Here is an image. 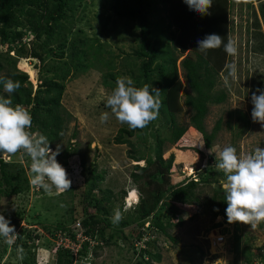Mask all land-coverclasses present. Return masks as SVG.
Here are the masks:
<instances>
[{"label": "rangeland", "instance_id": "rangeland-1", "mask_svg": "<svg viewBox=\"0 0 264 264\" xmlns=\"http://www.w3.org/2000/svg\"><path fill=\"white\" fill-rule=\"evenodd\" d=\"M67 3L69 10L65 24L66 28L71 30L69 36H88L100 43L103 46L102 54L95 52L94 42H91L88 48L91 60L106 58L112 61V72L121 77H130L126 61L131 59L132 50L138 44L135 39L138 23L117 17L112 9L113 0H67ZM230 3L229 38L236 42L238 51L235 56L228 55V64L234 63L237 66V77L232 79L224 69L218 76L215 89L223 90L226 99L221 103L209 104L204 120L206 131L211 132L220 119V129L216 132L211 146L207 148L201 134L189 125L192 111L183 105L184 93L189 91V88L183 78L180 61L190 52L181 55L176 61V72L181 80L178 100L182 105L176 119L178 124L187 127L186 132L177 142L171 144L167 140L170 137V128L162 123L159 114L160 116L150 123L147 131L142 130L129 137L135 149L141 154L153 156L156 135L152 134H158L164 140L162 157L170 162L171 182L179 183V187H187L192 180L197 181L195 195L203 202V206H199L193 198L186 200L191 204L185 202L182 206L177 203L182 210L177 216L181 217L183 223L168 229V232L177 238L176 241L158 239L154 244L145 246L143 241L147 235L142 237L140 245L137 246L147 248L151 253L160 254L159 261L149 259L145 254L146 260L148 258L150 261L147 263L138 253L133 252L130 241L117 240L108 246L103 245L94 250L95 252L88 250L86 258L90 264H264V222L256 229H252L249 224L228 223L227 216L213 217L209 208H205L207 204L210 207H223L222 204L226 202V193L221 184V180L226 178L222 172L216 170L215 153H210V150L230 144L236 147L238 154H247L258 146L264 147V126L259 122H253L251 118L253 90L250 86V77L255 66L251 52L250 26L252 9H257V3L254 0H230ZM156 20L157 16H153L152 21ZM156 28H165V25L160 24ZM41 40L25 31L21 35V41L10 39L9 42L0 43V53H7L17 60L18 72H27L33 91L39 88L40 83L39 80L36 81L35 63L40 71L39 77L45 73L46 66L58 65L68 60L67 52L63 51L61 54L55 45L47 53L42 48H37ZM19 47L26 51L34 48L41 57L35 58V62L30 58H24L25 55L23 56ZM106 70L100 63L83 73L69 77L64 82V93L60 101V112L65 123L64 132L60 143H53L51 148L55 151L58 145L60 147L56 159L67 171L71 180L70 189L59 195L55 190L49 194L43 189H37L29 181L30 160L26 154L18 152L15 155L8 153L2 155L4 161H14L24 167L28 190L17 196L0 195V213L10 221L17 234L21 227L27 228L31 233L32 238L27 240L23 247L24 254L28 256L23 259L34 258V264H55L56 255L52 247L54 238L51 234L55 231L62 233L56 226L63 220L72 229L68 220L70 215L76 218L75 220L82 217L80 201L84 197L86 183L92 180L94 173L102 175L99 188L94 191L97 197L101 196L100 191L104 189H110L113 193L126 191L123 200L116 201L113 210L123 201L125 210L135 204L140 197L131 183V172L134 171V164L144 165L145 162L144 160L137 162L128 157V152L132 148L129 144H117L114 141L118 130L126 124L118 122L105 105V96L112 90L102 84V75ZM4 72L5 70L0 72V75ZM31 106L28 108L31 109ZM103 112L109 113V119L105 123L100 121ZM240 114L246 115V126L238 120L237 116ZM202 144L203 147L200 146ZM66 151L68 156L65 157ZM205 176L211 179L210 183H202L201 178ZM217 189H220L219 198L215 195ZM196 204L199 207L198 211L190 213L197 214L194 218L189 217L188 206H194L193 209H196ZM87 210L95 211L91 208ZM14 220L19 223H14ZM130 229L131 227L126 228L125 232L129 233ZM94 243L96 242L92 241V244ZM247 259L251 260L250 263ZM21 263L16 248L7 245L0 237V264Z\"/></svg>", "mask_w": 264, "mask_h": 264}, {"label": "trees", "instance_id": "trees-1", "mask_svg": "<svg viewBox=\"0 0 264 264\" xmlns=\"http://www.w3.org/2000/svg\"><path fill=\"white\" fill-rule=\"evenodd\" d=\"M255 1L257 9H252L250 26L251 52L255 66L250 77L252 93L257 89H264V0ZM230 6V0H213L208 10L210 15H201L191 10L184 0H113L112 9L117 17L138 23L136 25L138 33H135L138 44L132 50L131 59L124 61L128 64L129 76L136 86L147 83L160 89L162 101L159 109L160 120H163L162 123L170 128V137L167 140L171 144L177 142L187 130V127L178 124L176 119L182 107L178 100L181 80L176 72V61L186 52L190 53L181 59L180 66L189 88V91L184 93L183 100V105L192 111L189 125L201 134L207 148L211 146L216 132L220 129L219 119L212 131L207 132L204 120L209 104L221 103L226 99L225 92L216 90L215 85L222 70H226L228 54L223 46L210 49L207 54L202 53L197 48V41L208 34L215 33L221 35L227 43L231 31L228 24ZM67 10H69L67 0H0V43L9 42L10 39L21 41V35L26 31L37 39H42L37 48H42L46 53L50 52L54 45L61 54L63 51L67 52L68 60H61L62 62L58 65L46 66L45 73L39 76L40 79L38 77L40 71L35 66L36 63L34 64V68L37 69L36 81H40L39 88L35 91L27 72H18L17 60L7 53H0V72L5 70L1 75L10 76L21 83V87L10 97L3 91V85L0 84V95L10 98L13 105L22 104L30 111L32 116L30 131H38L45 135L50 147L53 143H60L64 132L65 123L64 116L60 112V101L64 93V82L69 77L83 73L100 63L107 69L102 75L103 85L113 89L117 77H121L111 71L112 61L106 58L91 60L88 53L91 42H94L95 52L102 54L103 46L100 43L88 36H69L71 30L69 31L65 24ZM153 16H157V22L152 21ZM160 24L165 25V28H156ZM19 50L22 51L23 56L25 55L24 58H30L33 61L41 57L34 48L26 51L23 47H19ZM30 105H32L31 109L28 108ZM237 117L246 126V115L240 114ZM149 125L143 129L131 130L126 124L118 130L114 138L115 143L129 144L132 147L128 152L129 158L137 162L141 160L145 162L144 165L134 164V171L131 172V183L140 196L138 201L127 210L123 209L124 201L117 206L116 208L121 209L123 213V219L118 225H113L110 220L114 211L112 207L116 201L123 200L126 191L113 193L110 189H104L100 191L101 196L97 197L94 191L99 188L102 175L94 173L92 180L87 181L84 197L80 201L82 217L80 216L81 218L77 220L71 215L68 217L69 225H74L78 221L84 227L83 233L89 240L82 243V249L77 258L72 255L71 250L59 246L55 252V264H86L88 250L95 252L103 245L108 246L116 243L117 240L130 241L133 252L138 253L140 258L146 260V254L149 259L159 261L160 254L151 253L149 249L137 246L140 245L142 237L147 235L143 241L145 246L154 244L158 239L176 241L177 238L172 236L168 229L183 223L181 217L177 216V213L182 212L177 203L184 206L188 198H193L199 206H203V202L195 195L197 181L192 180L187 187H179V183L171 182L170 162L168 163L162 157L164 140L158 134H152L156 135L153 156L141 154L138 149H135L129 137L142 130L147 131ZM66 156H68L67 151ZM27 180L23 166L14 161H4L0 157V195L17 196L23 193L28 190ZM201 181L206 184L210 183L211 179L205 176L201 178ZM218 191L220 189L215 191V195L219 198L221 194ZM186 204L191 203L186 202ZM197 204L196 209H193L194 206H188L189 217L194 218L197 214V212L190 213V211H198ZM226 204V202L223 203L224 206L219 208L210 207L207 204L205 208H209L213 217L226 216ZM88 208L95 211L90 212ZM14 223L18 224L19 221L14 220ZM66 223L64 220L58 222L56 229L62 233L66 232V235L73 239L72 230ZM146 223L149 224L146 225ZM129 227H131L130 232L126 233L125 229ZM21 229L12 245L16 249L18 246L25 247L27 240L32 238L27 228L21 227ZM56 233L55 231L51 234L53 238L56 237ZM92 241L96 243L92 244ZM52 244L54 247L53 242ZM26 256L28 255L24 254V257ZM21 261V264L35 263L34 258L31 260L25 258ZM247 261L250 263L251 260L247 259ZM146 262H150L148 258Z\"/></svg>", "mask_w": 264, "mask_h": 264}, {"label": "clouds", "instance_id": "clouds-1", "mask_svg": "<svg viewBox=\"0 0 264 264\" xmlns=\"http://www.w3.org/2000/svg\"><path fill=\"white\" fill-rule=\"evenodd\" d=\"M184 3L201 15H210L208 10L213 0H184ZM221 46L229 56L237 54V45L232 38L225 43L221 35L213 33L197 41V48L205 54L208 50ZM225 69L229 77L232 79L237 77V66L234 63L226 64ZM0 84L9 97L21 87V83L10 76L0 75ZM251 104L253 122H259L264 126V89H257L252 93ZM105 105L117 121L127 124L129 129H143L159 116L162 105L160 89L147 83L136 86L131 77H117L115 86L105 96ZM108 119V112L101 113V123L107 122ZM31 127L30 111L22 104L13 105L10 98L0 95L1 157L3 158V153L26 154L30 159V184L49 194L55 190L59 195L71 188V180L66 169L56 159L60 147L58 145L53 151L49 146L48 138L39 132L30 131ZM200 146L203 147V144ZM213 152L216 159L215 168L226 178L221 180V184L226 193L225 211L228 223L241 222L256 229L261 222H264V147L258 146L247 154H238L236 147L229 144L210 150V153ZM122 219L121 209H114L110 217L111 223L118 225ZM0 237L9 246L18 238L14 226L2 213H0ZM16 251L22 260L23 247L18 246ZM85 263L90 264V261Z\"/></svg>", "mask_w": 264, "mask_h": 264}, {"label": "built area", "instance_id": "built-area-1", "mask_svg": "<svg viewBox=\"0 0 264 264\" xmlns=\"http://www.w3.org/2000/svg\"><path fill=\"white\" fill-rule=\"evenodd\" d=\"M71 230V233L74 235L73 239L66 235V232L55 234L56 237L53 239L54 250H57L59 246H63L64 248L71 250L72 255L77 258L79 251L82 249V243L86 240H89V238L84 235V227H82L78 221L72 225ZM89 242L91 243V240Z\"/></svg>", "mask_w": 264, "mask_h": 264}, {"label": "water", "instance_id": "water-1", "mask_svg": "<svg viewBox=\"0 0 264 264\" xmlns=\"http://www.w3.org/2000/svg\"><path fill=\"white\" fill-rule=\"evenodd\" d=\"M0 157H1V153H0Z\"/></svg>", "mask_w": 264, "mask_h": 264}, {"label": "crops", "instance_id": "crops-1", "mask_svg": "<svg viewBox=\"0 0 264 264\" xmlns=\"http://www.w3.org/2000/svg\"><path fill=\"white\" fill-rule=\"evenodd\" d=\"M255 1V0H254ZM256 2V1H255ZM257 3V2H256Z\"/></svg>", "mask_w": 264, "mask_h": 264}]
</instances>
